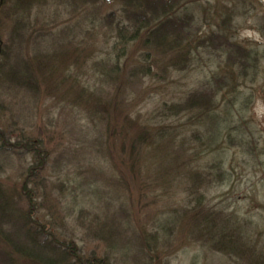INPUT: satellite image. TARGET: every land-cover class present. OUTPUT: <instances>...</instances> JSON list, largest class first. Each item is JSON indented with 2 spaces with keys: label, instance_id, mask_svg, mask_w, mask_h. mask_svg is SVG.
Instances as JSON below:
<instances>
[{
  "label": "rangeland",
  "instance_id": "1",
  "mask_svg": "<svg viewBox=\"0 0 264 264\" xmlns=\"http://www.w3.org/2000/svg\"><path fill=\"white\" fill-rule=\"evenodd\" d=\"M171 2L182 27L168 41L189 52L176 66L134 32L142 0H0V184L65 264H264V0ZM237 48L246 76L227 60ZM229 68L213 114L236 97L231 119L193 121L186 96ZM214 162L225 178L210 169L196 204L192 173ZM202 214L215 230L196 227Z\"/></svg>",
  "mask_w": 264,
  "mask_h": 264
},
{
  "label": "trees",
  "instance_id": "2",
  "mask_svg": "<svg viewBox=\"0 0 264 264\" xmlns=\"http://www.w3.org/2000/svg\"><path fill=\"white\" fill-rule=\"evenodd\" d=\"M172 6L171 0H165L164 2H150V0H142V3L138 5L137 10L134 13H130L132 19H134V32L137 33L139 29H145L148 33V40L152 43V45L160 50L162 48H169L172 52H177L175 57L171 60V65L176 66V64H186L188 61L189 52L179 54V48L177 45V38L172 40V42L168 41V38L171 35H178L179 30H181L182 24L180 29H177L179 23L175 18H172L171 15L165 14ZM169 13V12H167ZM144 27V28H143ZM135 35V34H134ZM130 36L129 39L133 38ZM179 37V36H178ZM125 39V37H122ZM181 40V38H180ZM189 51V50H188ZM236 54V55H235ZM239 50L238 48L236 51L233 49L232 54H228L227 60L228 62L232 63L233 66L235 65V61L240 59ZM238 66H236L237 68ZM242 68V73L245 76L248 73L249 68L244 66L243 64L238 67V69ZM227 75L222 76L221 78H214L213 83L214 86H211L209 83L206 87L202 89H196V91L190 92L185 98V107L188 111L190 107H194L198 109V114L192 117L193 121L204 120L203 123L206 121L208 117L210 121H214L215 124L218 122L220 123V119L224 121L230 120L231 110L230 108L233 105V102L236 101V97H233L232 101H228V107L224 110L225 116L221 118L219 115H214L213 112L217 109V96L220 94L224 87H228L229 83H232L234 80L235 73L231 68ZM7 77V76H6ZM218 94H217V93ZM220 92V93H219ZM183 106V108H184ZM167 109H171L176 114L183 112L185 109L180 107V104H172L171 106L167 107ZM242 109V108H241ZM196 110V109H195ZM243 110V109H242ZM237 117L241 120V115L239 112L237 113ZM209 120V119H208ZM222 123V122H221ZM214 126L210 129V132L207 136V145H214L216 135L214 132ZM164 130H158L154 135L159 137L160 140L165 135L169 136V134H165ZM205 133V132H202ZM148 132H143V130L139 131L136 135H134L130 141V148L135 149L139 146L141 139L143 136L145 137ZM1 140L3 141L6 139V135L0 133ZM197 143L203 145L202 138L198 133H195L191 136ZM238 138V136H236ZM230 139V138H229ZM26 141V140H25ZM242 142V140H238ZM4 142V141H3ZM170 142V141H169ZM27 145V152L33 151L36 149L34 144H30L28 147ZM37 150V149H36ZM131 152L135 154V151ZM137 152V151H136ZM40 154V150H37V155ZM173 153H169L168 157L171 158ZM221 163L214 162L211 164L206 171H199L197 170L196 173H192L193 177L191 179V185L189 187V193L196 196L193 198L197 202H201L203 198V194L199 191L200 187L199 184L206 180L205 176L210 173V169L215 171L214 179L223 180L225 178V172L220 170ZM35 191V189H33ZM31 190L30 194L27 195V202L30 204V198L35 192ZM11 192L9 190L4 189L0 184V264H65L68 255L65 251V246L63 244H59L55 238L48 239V236H44L45 233V226L34 224L30 221L27 216H17L14 218L13 212L11 211ZM199 206V205H197ZM202 213V211L200 212ZM201 219L197 221L196 227L202 228L201 232L213 231L215 230V226L211 227V222H215V219H209L206 214L201 215ZM19 223H17L15 220ZM208 223V225H207ZM6 224V228L4 227ZM224 225V224H223ZM112 235H110V231L107 233V239L110 241ZM53 257V258H52Z\"/></svg>",
  "mask_w": 264,
  "mask_h": 264
},
{
  "label": "water",
  "instance_id": "3",
  "mask_svg": "<svg viewBox=\"0 0 264 264\" xmlns=\"http://www.w3.org/2000/svg\"><path fill=\"white\" fill-rule=\"evenodd\" d=\"M106 3L110 2L111 0H104Z\"/></svg>",
  "mask_w": 264,
  "mask_h": 264
}]
</instances>
